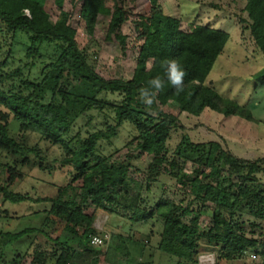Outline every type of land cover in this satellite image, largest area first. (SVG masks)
<instances>
[{
	"label": "trees",
	"instance_id": "16d2710c",
	"mask_svg": "<svg viewBox=\"0 0 264 264\" xmlns=\"http://www.w3.org/2000/svg\"><path fill=\"white\" fill-rule=\"evenodd\" d=\"M48 2L0 0V219L10 218L1 210L6 203L47 205L40 229L0 232L4 246L30 234L44 239L43 244L33 241L6 264H22L25 257L31 258L29 264H98L109 250L121 253L124 264H161L158 258L164 257L172 264H198L202 247L217 250L218 262L240 261L248 253L263 258L264 159L243 161L218 143H192L183 133L172 145V134L183 128L176 116L163 110L173 104L179 113L195 118L210 111L251 120L249 112L207 85L228 34L202 25L183 32L180 16L169 15L158 0H83L79 19L89 42L95 43L96 26L104 18L102 45L124 55L128 38L121 28L133 25L132 48L137 52L131 79L104 80L78 47L70 15L62 9L64 0H52L58 11L54 22L45 9ZM241 12L264 57V0H246ZM172 59L186 73L179 93L165 78ZM155 77L164 83L146 106L140 92L154 91L148 81ZM254 81L264 88V68ZM12 122L17 136L9 135ZM119 131L129 138L122 147L127 155L150 158L144 171L131 164L133 156L119 163L113 157L120 150L105 152ZM30 136L37 141L30 143ZM40 143L49 148L41 151ZM54 148L62 158L50 161ZM187 164L192 166L190 174L184 170ZM33 170L59 171L65 184L52 197L12 193L10 188ZM167 191L178 200L165 197ZM97 212L107 215L109 226L127 225V235L108 236L95 229ZM208 213L212 225L201 230L200 220ZM48 217L63 223L62 237L49 234ZM136 225L147 228L145 241L133 237ZM153 225L160 229L156 241ZM94 238L102 244L93 245Z\"/></svg>",
	"mask_w": 264,
	"mask_h": 264
},
{
	"label": "rangeland",
	"instance_id": "374dc122",
	"mask_svg": "<svg viewBox=\"0 0 264 264\" xmlns=\"http://www.w3.org/2000/svg\"><path fill=\"white\" fill-rule=\"evenodd\" d=\"M83 0H64L63 11L68 13L69 26L75 30V41L80 50H84L87 55L89 65L95 72L104 80H121L127 82L131 79L136 58V48L133 47L135 42V34L132 23H125L121 30L128 38V47L124 55H120L116 51L109 50L102 45L105 24L104 18H99L98 25L95 30V43L89 42L83 28V24L79 19L80 6ZM163 9L169 15H177L181 18L180 30L187 32L191 25L208 26L214 30L222 31L229 36V41L220 57L214 63L212 70L207 78V85L212 87L214 91L222 98L230 101L234 105L245 109L251 114V120L247 121L240 117L225 118L222 115L205 111L200 117L188 116L184 113H179V109L168 104L163 110L178 118L179 125L183 131H176L172 134L171 144L178 142L181 133L185 134L189 141L197 144L208 142L218 143L225 151L232 154L237 159L253 162L264 159V88L257 85L254 81V76L264 68V57L262 53L255 47L253 39L249 31L247 15L242 13V9L246 0H158ZM46 11L50 16V21L54 22L58 16V11L53 5L52 0H49L45 6ZM98 123V120L94 122ZM83 131L87 129L83 122L78 125ZM9 135L17 136V126L15 123L9 125ZM36 136H30L29 142L35 143ZM129 141L126 133L119 131L117 138L113 141V146H105V152H113L114 149L120 150L113 159L119 163L124 162L127 156L131 158V164L140 171H144L150 158L145 155L128 154L122 147ZM41 151H46L49 144L40 143ZM62 153L60 149L54 148L48 154V159L60 160ZM57 168V167H56ZM186 174H190L192 166L187 164L184 167ZM135 178L139 179V176ZM2 176L0 174V180ZM264 181V178H263ZM65 184L59 171H54L52 174L46 172H38L33 170L30 174L19 183L14 184L10 191L18 194H28L30 197L37 199L41 197H52L55 195L56 188ZM154 192V190H153ZM159 192H154V197L158 198ZM165 197H173L172 191H167ZM175 201L178 200L174 196ZM47 209L46 204L35 203H6L1 210L6 211L10 218L0 219V232L2 233H18L27 229H40L45 220V215L42 213ZM36 212H40L36 214ZM107 215L102 212H97L93 227L98 231H104L109 236L110 233H121L127 235L128 227L121 228L120 225L114 223L108 225ZM117 222V221H116ZM48 232L52 238L61 236L63 223L53 217L47 218ZM117 225V226H114ZM212 225L211 214L203 216L200 220L199 228L206 230ZM45 229V227H44ZM121 229V230H120ZM46 230V229H45ZM135 230L138 233L133 235L136 239H145L147 228L141 225H136ZM154 233L156 234L153 240H157V235L160 229L157 225H153ZM43 244L44 239L41 235L30 234L20 240L8 241L6 246L1 245L0 241V264H6L15 254L26 252L28 246L35 241ZM108 241V238L105 239ZM99 251V248H95ZM105 247L103 251L105 252ZM129 250H132L131 245ZM106 260L99 257L98 264H124L125 258L121 253L114 254L112 251H106ZM212 254L216 261L217 250L213 248L202 247L200 254ZM132 254V251H131ZM158 258L161 264H172ZM243 259V261H245ZM31 258L25 257L22 264H29ZM260 260L264 262V257H255L254 260L248 259L251 263ZM155 262V260H154ZM153 262V264H155ZM258 263V262H256Z\"/></svg>",
	"mask_w": 264,
	"mask_h": 264
},
{
	"label": "clouds",
	"instance_id": "9594fccd",
	"mask_svg": "<svg viewBox=\"0 0 264 264\" xmlns=\"http://www.w3.org/2000/svg\"><path fill=\"white\" fill-rule=\"evenodd\" d=\"M165 67V78L167 82L175 88L177 93H179L183 89L184 77L186 75L185 71L175 59L169 60ZM163 83L164 81L159 77H155L148 81V84L154 91H149L148 88H145L140 92V99L146 106L152 105L153 98L156 92L161 89Z\"/></svg>",
	"mask_w": 264,
	"mask_h": 264
},
{
	"label": "built area",
	"instance_id": "2783aa9c",
	"mask_svg": "<svg viewBox=\"0 0 264 264\" xmlns=\"http://www.w3.org/2000/svg\"><path fill=\"white\" fill-rule=\"evenodd\" d=\"M104 238L107 239L108 237L105 236ZM92 243L95 246H100L102 244V241L100 239L94 238L92 240ZM255 257H256V254H254V253H248L247 254V258L249 260H254ZM68 264H70V263H68ZM198 264H215L214 255L202 253V255L198 256Z\"/></svg>",
	"mask_w": 264,
	"mask_h": 264
},
{
	"label": "crops",
	"instance_id": "0c3cea01",
	"mask_svg": "<svg viewBox=\"0 0 264 264\" xmlns=\"http://www.w3.org/2000/svg\"><path fill=\"white\" fill-rule=\"evenodd\" d=\"M256 262H258V263H256ZM256 262L251 263L249 261V264H264V262H261L260 260H258ZM218 264H248V258L245 261H243V260L234 261V262L219 261Z\"/></svg>",
	"mask_w": 264,
	"mask_h": 264
}]
</instances>
